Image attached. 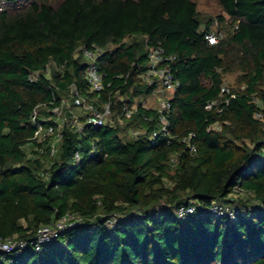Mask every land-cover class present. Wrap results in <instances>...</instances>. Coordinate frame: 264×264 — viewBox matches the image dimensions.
<instances>
[{"label": "trees", "instance_id": "16d2710c", "mask_svg": "<svg viewBox=\"0 0 264 264\" xmlns=\"http://www.w3.org/2000/svg\"><path fill=\"white\" fill-rule=\"evenodd\" d=\"M216 3L207 15L194 0H0V240L80 219L45 251L0 264H264V0ZM151 49L173 58L162 114L147 104ZM72 86L97 109L110 100L112 123L86 125ZM62 100L82 128L63 126L50 159L49 140L43 154L30 142L31 119L45 124ZM190 134L194 154L181 142ZM187 204L196 212L181 221ZM214 204L238 214L216 217Z\"/></svg>", "mask_w": 264, "mask_h": 264}, {"label": "built area", "instance_id": "2783aa9c", "mask_svg": "<svg viewBox=\"0 0 264 264\" xmlns=\"http://www.w3.org/2000/svg\"><path fill=\"white\" fill-rule=\"evenodd\" d=\"M1 11V9H0ZM210 45H214L217 43V39L213 33H210L206 36ZM85 58L89 61L88 68L85 72V79L89 85L91 92L100 93L104 90L103 86V77L99 73V69L94 65L95 55L91 52L84 53ZM173 60L172 57H166L164 52L161 49H151L149 51V61L147 65V69L143 75V79L148 83H157L158 89L154 92L153 96L155 97V101L157 103V111L162 114L163 111L168 110L169 104L168 100L171 94H173L176 90L177 83L171 74L168 65L165 63ZM37 77V73L32 75L29 79L34 80ZM74 94V103L81 107L83 111L88 113V116L85 119V124L88 126H92L93 128L104 127L108 124L112 123V102L110 100L106 101L101 105L100 109H97L93 104L89 103L84 98L78 95V92L71 87ZM226 91L223 89V92ZM213 104H208L206 106L207 109L211 108ZM69 108V101L62 100L59 108H55L52 110L56 116H49L45 120V124L39 123L36 121L35 116L32 117L31 123L35 128L34 135L30 139V142L35 143V151H38L39 154H43L44 151L42 148H39L44 141L49 140V152L48 158H53L57 152L56 148V139H61V132L63 126L70 125L74 128L75 131H81L82 124L79 123L77 118H75L74 114L69 122L66 117L62 115L61 110ZM133 109L128 108L126 105L122 107L121 113L119 117L130 118ZM51 118H54L53 124H46ZM164 122V119L162 118ZM132 136H136V133H132ZM156 135H152L154 138ZM193 137L190 134L187 137H184L181 142L184 143L191 154L196 152L195 147L190 143V139ZM46 153V152H45ZM32 155V156H31ZM29 154V156L34 157L33 154ZM75 158H79V154H75ZM174 162V161H173ZM238 190V189H236ZM235 190V191H236ZM210 212L213 215L222 216L227 215L231 220H234L238 211L231 210L229 207H219L214 204L209 208ZM196 212V207L194 204L181 205L175 210V215L177 219L181 221H185L191 215ZM80 223V219L74 217V215L67 214L61 219H58L53 224L49 226L42 227L36 231V234L32 238V240H23L19 237L12 236L5 240H0V254L2 255H19L22 251L27 248L33 249L36 252H42L46 250V247L49 246L53 241H55L59 235L66 230L67 228L73 227ZM111 225V224H109Z\"/></svg>", "mask_w": 264, "mask_h": 264}, {"label": "rangeland", "instance_id": "374dc122", "mask_svg": "<svg viewBox=\"0 0 264 264\" xmlns=\"http://www.w3.org/2000/svg\"><path fill=\"white\" fill-rule=\"evenodd\" d=\"M198 6L199 11H201L202 13H205L207 15H214L217 14V12L219 11V8L217 6L216 0H194ZM229 79L227 81L232 82V79L234 77L229 76ZM147 104L149 107H157V103L155 101V97L154 98H149V100L147 101ZM46 111V110H44ZM79 111V110H78ZM77 110L74 111V116L75 118H79L82 116V113L78 112ZM44 120L47 119V117H43ZM214 129H219V127H215ZM132 132L130 133L131 136ZM60 140L56 139V145L59 143ZM167 186L168 183H167ZM235 206L238 205L237 201H235L233 203Z\"/></svg>", "mask_w": 264, "mask_h": 264}]
</instances>
